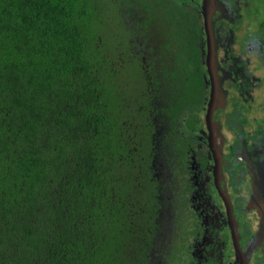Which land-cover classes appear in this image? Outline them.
I'll return each instance as SVG.
<instances>
[{
	"label": "trees",
	"instance_id": "1",
	"mask_svg": "<svg viewBox=\"0 0 264 264\" xmlns=\"http://www.w3.org/2000/svg\"><path fill=\"white\" fill-rule=\"evenodd\" d=\"M105 2L0 0V264H150Z\"/></svg>",
	"mask_w": 264,
	"mask_h": 264
},
{
	"label": "flooded vegetation",
	"instance_id": "2",
	"mask_svg": "<svg viewBox=\"0 0 264 264\" xmlns=\"http://www.w3.org/2000/svg\"><path fill=\"white\" fill-rule=\"evenodd\" d=\"M164 1L148 11L145 0H108L114 84L129 127L150 135L134 164L146 166L139 194L157 216L149 263L264 264V23L246 24L247 0H178L174 18ZM111 28L124 32L113 47ZM189 66L201 101L184 103ZM126 67L141 85L128 95Z\"/></svg>",
	"mask_w": 264,
	"mask_h": 264
},
{
	"label": "rangeland",
	"instance_id": "3",
	"mask_svg": "<svg viewBox=\"0 0 264 264\" xmlns=\"http://www.w3.org/2000/svg\"><path fill=\"white\" fill-rule=\"evenodd\" d=\"M105 4L103 6L104 11H102L104 13L105 16V21H104V25L102 27L103 33L104 35L107 36L108 39V0H105ZM142 7V4L140 2V0H136ZM155 0H145V3H149L146 7L148 11H151V5L153 4ZM250 3V7L245 9V13L247 15V18H249V20L246 22V24H248V22L250 21L251 25H253L254 27H258L259 23H264V0H247ZM180 2L178 0H172V4L169 1H164L162 7H165L166 9L169 7L171 8V11L173 12V18L175 16V11L177 10V7L180 6ZM135 12H136V6H135ZM168 10V9H167ZM150 15H152V12H149L147 14H145V29L147 31L146 28V23L151 19ZM255 21H257V23L255 24ZM178 25V23L176 21L172 22V26L174 27V30L176 31V33L178 34V28H176ZM111 27V24L109 25ZM150 30H154L156 27L154 24H151L150 26ZM257 28H255L256 30ZM148 32V31H147ZM149 33V32H148ZM103 36V34H102ZM124 37V32L123 31H118L116 34L113 31V29H110L109 32V43H110V47H113V44L115 43V41H117V43H119V41ZM102 41V40H101ZM107 44H108V40H107ZM196 66V64L194 65ZM185 70L181 73L182 77H186L185 83L184 85H180L178 88H180L177 91V94H181L184 98L183 101L184 103L187 102L189 103L190 101H192V98L198 99L201 101V95H200V88L201 86H203L200 77L198 75L197 72L194 71V68L190 66L189 67H185ZM180 73L177 72L175 73V77H177ZM121 80L127 82L128 85H124L122 84V91H125V93L128 95V93H131L132 91H134L136 88H141V85H138V76L136 74V72L129 67H126L125 70L121 73ZM130 111V110H128ZM136 119V117H135ZM161 119V118H160ZM133 123L135 124L136 121H133ZM139 130H137L138 135H139V139H140V145L142 146L143 150L146 151L149 145L148 139L146 136H150L148 135V132L146 129L143 128H139ZM144 134V135H141ZM154 218L157 219V216L152 214L151 215V221L154 222ZM164 228V225L161 226L159 233L157 234V237H160L161 233H162V229ZM157 229V228H156ZM156 229L155 232H156ZM153 230V231H154ZM157 259V258H156ZM159 260V259H157ZM182 262V260H179L177 262V264H180ZM152 264V263H151Z\"/></svg>",
	"mask_w": 264,
	"mask_h": 264
},
{
	"label": "water",
	"instance_id": "4",
	"mask_svg": "<svg viewBox=\"0 0 264 264\" xmlns=\"http://www.w3.org/2000/svg\"><path fill=\"white\" fill-rule=\"evenodd\" d=\"M206 4L208 5V2ZM205 10H207V9L205 8ZM206 25H207V29L209 31H213L211 25L209 26V13H208V11H206ZM241 262H242V264H247L245 259H243ZM240 263H237V264H240Z\"/></svg>",
	"mask_w": 264,
	"mask_h": 264
}]
</instances>
